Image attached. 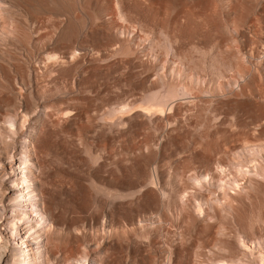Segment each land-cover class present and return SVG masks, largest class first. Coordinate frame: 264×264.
<instances>
[{"label": "bare ground", "instance_id": "bare-ground-1", "mask_svg": "<svg viewBox=\"0 0 264 264\" xmlns=\"http://www.w3.org/2000/svg\"><path fill=\"white\" fill-rule=\"evenodd\" d=\"M192 25L214 35L188 44L196 53H235L245 76L206 83L196 54L180 49ZM261 45L264 0H0V264H264V238L250 235L264 222ZM205 91L249 118L236 116L233 133L220 116L204 141L188 138L204 169L174 194L169 169L119 137L154 123L159 145L179 137L176 101ZM226 215L247 227L233 233Z\"/></svg>", "mask_w": 264, "mask_h": 264}, {"label": "rangeland", "instance_id": "rangeland-1", "mask_svg": "<svg viewBox=\"0 0 264 264\" xmlns=\"http://www.w3.org/2000/svg\"><path fill=\"white\" fill-rule=\"evenodd\" d=\"M201 25H204V24H201ZM200 25V26H201ZM193 28V29H195V27H196V29H198V30H196V33H194V31H192V29L191 30H189L190 28ZM189 26V27H187L188 29L187 30H189L187 33L191 36L189 39H182L181 41V43L182 44H185L184 46H182L180 49H181V52L182 53H185L186 54V52L188 53V52H190V54H193V53H195L196 55L194 56L196 59L198 58V62L199 63H197V64H199V65H197L198 66V68L200 69V70H198V73H199V75H200V77L202 78V79H205L206 80V83H210L211 84V86H217L218 85V83H226V80H224V79H230V77H231V73H232V76H233V73H236V72H240L241 71V69H242V66H243V62H242V59L240 60V58L238 59V55L237 54H235V53H228V54H226L225 52H222L220 55L217 53L216 55L213 53V51H212V53L213 54H211V52H208V53H206L205 51H198L197 53H196V49L195 48H192L190 45H188V44H190V43H192V41L194 42V41H197V40H200L199 38H201V36L202 35H205V38H212L214 35H213V33H210V31L208 32V31H206V30H208L206 27H203V29H202V26L201 27H199V25H197V26ZM200 29H202L201 30V32H203V33H201L200 32ZM204 29H205V31L206 32H208V33H204ZM186 30V31H187ZM190 31L191 32H193L194 34H192V35H194V36H192L191 35V33H190ZM228 31H225V34L227 33ZM201 33V34H200ZM195 34H199V37L197 38V36L195 35ZM208 34H210V35H208ZM211 34H212V36H211ZM227 35H228V37L230 36V33L228 32L227 34H226V40H228L229 38L227 37ZM260 35H261V33H260ZM211 36V37H210ZM195 37V38H194ZM204 37V36H203ZM202 37V38H203ZM193 38V39H192ZM201 38V39H202ZM228 38V39H227ZM165 38H163L162 37V35H161V37H160V40H162V41H160V42H162V43H160L159 44V42L157 43V45H160V47L158 46V47H156V49L157 48H159V49H157V50H161V52H162V50L164 51V53H167V52H165V50L166 51H168L167 49H165L166 48V42H165V40H164ZM192 39V40H191ZM195 39V40H194ZM231 39V38H230ZM230 39H229V41H230ZM186 40V41H185ZM188 40H189V43H188ZM191 40V41H190ZM163 43H165V44H163ZM187 43V44H186ZM165 45V46H164ZM188 47H187V46ZM186 46V47H185ZM190 46V47H189ZM165 47V48H164ZM185 47V48H184ZM162 48V49H161ZM192 48V49H191ZM263 48V50L262 51H264V46H260V49H262ZM191 49V51H189ZM228 49H230V51H232L231 50V48H228ZM188 50V51H187ZM183 51H185V52H183ZM193 51V52H192ZM233 52H234V50H233ZM201 53V54H200ZM189 54V53H188ZM188 54H186V55H188ZM223 54V55H222ZM229 54H230V57H229ZM235 54V55H234ZM208 55V56H207ZM212 55V57H210ZM214 55V56H213ZM222 55V56H221ZM233 55V56H232ZM262 55V54H261ZM197 56H199V57H197ZM218 56V57H217ZM221 56V57H220ZM223 56H225V57H227L226 59L223 57ZM204 57V58H203ZM203 60V62H204V60H205V62L203 63L202 62V60ZM232 58V60H230V59ZM195 59V61L197 62V60ZM212 59H215V60H212ZM219 59H221V60H219ZM225 59V60H224ZM233 59H235L236 61H234L233 62ZM211 60V61H210ZM218 61V63H217V61ZM224 60V61H223ZM258 60H260L261 61V59H257V60H255L254 62H253V65H255V64H257V63H259V61ZM220 61V62H219ZM232 61V62H231ZM214 62V63H213ZM226 62H228V63H226ZM201 63V64H200ZM210 63V64H209ZM231 63V64H230ZM232 63H234V64H232ZM236 63V64H235ZM239 63H241V64H239ZM207 64V65H206ZM214 64H218V65H214ZM220 64V65H219ZM224 64V66L223 67H221L222 65ZM231 65V66H230ZM240 65H241V67H240ZM207 66V67H206ZM213 66V67H212ZM219 66V67H218ZM201 67H202V69H201ZM215 67V68H214ZM227 67V68H226ZM234 67V68H233ZM205 68V69H204ZM237 68H239V69H237ZM204 69V70H203ZM224 69V70H223ZM233 69V70H232ZM210 70V71H209ZM217 70V71H216ZM226 70V71H225ZM229 70V71H228ZM238 70V71H237ZM223 71V72H222ZM235 71V72H234ZM202 72H203V74H202ZM207 73V74H206ZM225 73V74H224ZM241 73H243V76H245V73H244V71H241ZM240 73V74H241ZM205 74V75H204ZM221 74V75H220ZM228 74V75H227ZM204 75V76H203ZM224 75V76H223ZM215 76V77H214ZM228 76H229V78H228ZM242 76V77H243ZM111 77V78H110ZM223 77V78H222ZM242 77H240V81L242 80ZM208 78V79H207ZM221 78V79H220ZM107 79H109V85H111L112 84V82H113V79H114V77L112 76V75H110V76H108L107 77ZM215 79H216V81H215ZM111 80V81H110ZM217 82V83H216ZM263 83H264V81H262ZM262 82H259V85L262 83ZM114 84H112V86H114L115 85V82H113ZM205 83V82H204ZM262 83V85L261 86H264V84ZM213 84V85H212ZM241 84H242V81H241ZM201 86L203 87L204 85H203V82L201 83ZM258 87H260V86H258ZM264 87H261V93L262 92H264V89H263ZM52 89V90H51ZM50 89V91H49V93L53 96V97H55V94H56V89L54 88V86H53V88H51ZM245 91L244 92H248V94H249V88H247V90H246V88L244 89ZM54 91V92H53ZM205 94H206V96H208V94H209V92H207V91H205ZM204 94V95H205ZM210 95V94H209ZM262 95H264V93H262ZM186 97H181V99L182 98H184V100H181L180 98L176 101V105L178 106L179 104V107L181 108L180 109V112H179V115H178V118H181V120L180 119H178V120H180V122L178 121V134H182V136L180 137V135H179V137H173V138H171V137H165L166 139L164 140V142H163V144H161V145H159L158 143H160V141H161V139L163 138L161 135H163V131H162V133H161V130H157V131H153V128L155 129V125L157 124V123H154L152 126H149V125H146V126H144L143 128H141V129H139V132L137 131V133H134V137H132V135H131V137L130 136H126V138L124 137V136H121V137H119V139L122 141H119L118 142V144H120V142H121V145L123 146V148H124V150L125 151H127V150H130V146L132 147V150H135V151H139L140 152V150L142 149L144 152H142V153H145V154H147L149 151V154L152 156V157H150L152 160H153V162H154V164H153V167H155L154 165H156L157 166V168H166L168 171H169V173H170V176H172V174H173V176H172V179H171V177H170V182L172 181V183H170V185H172L173 186V188H172V186H170L171 187V189H172V192H174V194H176L177 193V191L179 190V188H180V190H182L183 188H186L187 186H189L190 184H188L189 183V180H188V178H189V176H190V174L191 175H193L194 174V172H199L200 170H202V169H204V164L202 163V159H201V156H199V153L201 152V150L199 149V148H195L196 146H190L189 144H191V140H192V138H193V140H201V139H206L207 137V135L209 134V132L210 131H212V127L211 126H216L217 124L216 123H219V122H216L217 120H215L216 118H218V117H223V118H221L220 117V119H222V120H220V122H223V120L225 121L224 122V124L225 125H228V123L229 124H231L230 126H229V128L230 127H232V128H230L231 129V131L233 132H235V133H238V132H236L235 130H238V129H236L235 128V122H236V118L238 117V115L240 114H243V115H241V116H239L238 118H245V117H247V115L246 114H244V113H242V112H240L239 113V111H238V113L237 112H231V111H229L228 109H226V107L225 106H221V108L219 109V105H217L218 106V108H215V106H216V103L215 102H212V99H209L210 97L208 96V97H206V96H203L202 98H198V99H194V97H191V96H188V95H185ZM208 99V101H207V99ZM188 99V100H187ZM191 99L192 100H194V101H192L191 102ZM202 102H201V101ZM204 100V101H203ZM180 101H183V102H180ZM198 101V102H197ZM179 104H178V103ZM186 103V104H185ZM188 103V104H187ZM190 103V104H189ZM198 103V104H197ZM203 103V104H202ZM205 103V104H204ZM209 103V104H208ZM215 103V104H214ZM193 104V107L191 106ZM196 104V105H195ZM213 104V105H212ZM199 105V106H198ZM207 105H209V107L207 106ZM215 105V106H214ZM212 106V107H211ZM216 106V107H217ZM207 107V108H206ZM195 108V109H194ZM198 108V109H197ZM203 108V109H202ZM137 109H140V108H137ZM187 109V110H186ZM193 109V110H192ZM201 109V110H200ZM209 109H210V111H209ZM216 109H218L217 111H216ZM224 109H225V111H224ZM134 111H135V109H134ZM134 111H132V112H134ZM182 111V112H181ZM187 111V112H186ZM194 111V112H193ZM219 111V112H218ZM149 113H155V114H157V115H166V114H168L169 112H170V110L167 108V107H165V108H155V109H150L149 111H148ZM193 112V113H192ZM218 112V113H217ZM222 112H224V113H222ZM186 113V114H185ZM190 113H192V114H190ZM197 113V114H196ZM199 113V114H198ZM207 113V114H206ZM215 113H217V114H215ZM220 113V114H219ZM193 114H196L195 116L197 117V118H195V116L193 115ZM203 114V115H202ZM224 114V115H223ZM235 114H237V115H235ZM203 117H201V116ZM208 115V116H207ZM211 115V116H210ZM223 115V116H222ZM184 116L186 117V118H184ZM191 116H192V118H191ZM232 116H234L235 118L233 119V117ZM237 116V117H236ZM244 116V117H243ZM201 117V118H200ZM205 117V118H204ZM209 117V118H208ZM215 117V118H214ZM228 117V118H227ZM191 118V119H190ZM208 118V119H207ZM211 118V119H210ZM249 117H247L246 119H248ZM200 119V120H199ZM203 119H205V120H203ZM208 121H207V120ZM236 119V120H235ZM197 120V121H196ZM218 120H219V118H218ZM235 120V121H234ZM213 121H215V125H213L214 124V122ZM231 121V122H230ZM192 122H194V123H192ZM196 122V123H195ZM209 123V124H207V123ZM185 123H187V124H185ZM191 124V125H190ZM193 124V125H192ZM197 126H196V125ZM206 124V125H205ZM234 124V125H233ZM211 125V126H210ZM233 125V126H232ZM184 126H185V128H184ZM207 126V127H206ZM189 128H190V131H189ZM204 128H208V129H204ZM214 128V127H213ZM234 128V129H233ZM144 129V130H143ZM186 129V130H185ZM192 129V130H191ZM202 129H204L203 131H202ZM156 130V129H155ZM185 130V131H184ZM197 130V131H196ZM199 130V131H198ZM151 132H152V134H151ZM156 134H155V133ZM196 132H199V133H196ZM233 132V133H234ZM160 133V134H159ZM203 133V134H202ZM206 135H205V134ZM177 134V135H178ZM196 134V135H195ZM150 135H152V136H150ZM154 135V136H153ZM157 137H156V136ZM185 135V136H184ZM92 137H90V139H94L95 140V145H97L98 147H99V144H98V136H95L96 137V139H95V137L93 138V134L91 135ZM137 136V137H136ZM143 138H142V137ZM160 138H159V137ZM189 136V137H188ZM250 136H253L252 134L250 135ZM147 137V138H146ZM149 137V138H148ZM196 137V138H195ZM202 137H204V138H202ZM131 138V139H130ZM138 138V139H137ZM150 138H151V140H150ZM154 138V139H153ZM159 140H158V139ZM174 138H175V141H174ZM181 138H183V139H181ZM191 139V140H189V139ZM198 138V139H197ZM89 138H88V140L92 143V140H90ZM125 139V140H124ZM133 139V140H132ZM147 139V140H146ZM169 140V142H168V140ZM177 139V140H176ZM144 140V141H143ZM148 140H150L149 142H151V147H150V145H145V141H148ZM184 140V141H183ZM204 140H201V141H204ZM88 141V142H89ZM127 141H129V142H127ZM174 141V142H173ZM178 141V142H177ZM182 141V142H181ZM188 141H189V143H188ZM191 141V142H190ZM220 141H222V140H220ZM89 142V143H90ZM135 142H136V144H135ZM181 142V143H180ZM91 143L89 144V145H91ZM123 143L127 146L126 148H125V145H123ZM169 143V144H168ZM171 143H172V145H171ZM174 143V144H173ZM178 143V144H177ZM188 143V144H187ZM200 143V142H199ZM132 144V145H131ZM138 144H139V146H138ZM198 144V143H197ZM197 144H195V145H197ZM201 144V143H200ZM88 145V147H90L89 149H91V147H93L94 146V149L95 150H93V152H100L101 150H97L96 148V146L95 145H93V143H92V146H89ZM133 145H134V147H133ZM174 145L176 146L175 148L176 149H174ZM180 145H182L183 147H184V149L183 148H181L182 146H180ZM186 145V146H185ZM122 146H120V147H122ZM142 146V147H141ZM157 146L159 147L158 149H157ZM165 146V147H164ZM198 146V145H197ZM111 147V146H110ZM110 147H107L108 149H106V151L108 150H111L112 148H110ZM146 147V148H145ZM149 147V148H148ZM154 147H156V149L154 148ZM168 147V148H167ZM171 147V148H170ZM173 147V148H172ZM179 147V148H178ZM190 147V148H189ZM191 147H194L195 149H197V150H194V148L192 149ZM199 147V146H198ZM93 149V148H92ZM92 149H91V151H92ZM99 149V148H98ZM140 149V150H139ZM149 149V150H148ZM177 149H179V150H181V153H177L178 152V150ZM188 149H190V150H188ZM97 150V151H96ZM151 150H152V152H151ZM157 152H156V151ZM159 150V151H158ZM166 150H168V151H166ZM187 150H188V152H187ZM199 150H200V152H199ZM183 151V152H182ZM198 151V152H197ZM102 152V151H101ZM147 152V153H146ZM156 152V153H155ZM162 152H163V154H162ZM175 152V153H174ZM193 154H192V153ZM86 153V155L88 156V152H83V154H85ZM141 153V152H140ZM168 153V154H167ZM187 153V154H186ZM198 153V154H197ZM149 154H147V155H149ZM155 156H154V155ZM160 154V155H159ZM176 154H178V156H176ZM185 154V155H184ZM189 154V155H188ZM86 155H84L85 157H87ZM149 155V156H150ZM182 155V156H181ZM184 155V156H183ZM188 155V156H187ZM160 156H162V157H160ZM164 156V157H163ZM192 156H194V157H192ZM217 156V155H216ZM216 156H214V157H216ZM176 157V158H175ZM180 157V158H179ZM188 157H189V159H188ZM248 157V156H247ZM160 158V159H159ZM185 158L188 160H185ZM249 158V157H248ZM184 159V160H183ZM251 159H253V158H251ZM173 160V161H172ZM182 160V161H181ZM194 160H195V163H194ZM249 160H250V158H249ZM170 163H169V162ZM181 161V162H180ZM198 161V162H197ZM162 162V163H161ZM166 162V163H165ZM201 162V163H200ZM164 163V164H163ZM187 163V164H186ZM159 164V165H158ZM168 164H169V166H168ZM170 164H171V166H170ZM184 164V165H183ZM189 164H191V165H189ZM200 164V165H199ZM202 164H203V166H202ZM162 165V166H161ZM166 165V166H165ZM192 165H194L193 167H192ZM181 166V167H180ZM196 166H198V167H196ZM201 166V167H200ZM171 167V168H170ZM177 167V168H176ZM192 167V168H191ZM194 168V169H193ZM198 168V169H197ZM171 169V170H170ZM183 170V171H182ZM189 170V171H188ZM191 170H192V172H191ZM172 171H174V172H172ZM194 171V172H193ZM177 173V174H176ZM179 173V174H178ZM193 173V174H192ZM186 174V175H185ZM180 177H179V176ZM189 175V176H188ZM175 177L177 178V179H175ZM179 178V179H178ZM177 180V181H176ZM184 180H186L185 181V183H184ZM176 182V183H175ZM178 182V183H177ZM184 183V184H183ZM183 184V185H182ZM188 184V185H187ZM184 185H185V187H184ZM176 186V187H175ZM178 188V189H177ZM182 188V189H181ZM176 189H177V191H176ZM252 190H254V188L252 187ZM176 191V192H175ZM253 193H254V191H253ZM246 204H248L249 205V203H246ZM245 204V208H243V207H241L242 209H244V210H248L249 208H250V205H249V207H248V205H246ZM223 211V210H222ZM226 217H228V219H226V224L224 223V225H228V228L229 229H233V233H235V229H239V228H241V224H242V226L244 225V227H247V222H248V220L246 221V220H240L238 223L236 222V220H233V218H231V217H229V215H226ZM177 218V217H176ZM228 220V221H227ZM234 222H233V221ZM176 223H175V227H174V230H178V232L180 231V227L178 228V226L179 225H183L184 223L182 222H180L179 220H177L176 219ZM243 221H244V223H243ZM178 222H180L181 224H177ZM232 222V223H231ZM240 222H242V223H240ZM256 222V221H255ZM260 222V221H259ZM259 222H257V223H255V225H254V231L253 232H251L250 231V235H252V234H254L255 235V233H256V235L258 236V238L259 239H262V238H264V222L263 221H261L260 223ZM263 222V223H262ZM231 223V224H230ZM246 223V224H245ZM259 223V224H258ZM238 225L237 227H236V225ZM178 225V226H177ZM232 225H233V227H235V229L232 227ZM258 225V226H257ZM259 225H261V227L259 226ZM177 227V228H176ZM183 227V228H182ZM181 227V229H183V230H186V226L185 225H183ZM185 227V228H184ZM227 226H225V228H226ZM176 228V229H175ZM227 228V229H228ZM261 228V229H260ZM223 229H224V226H223ZM223 229H222V232H223ZM176 230V231H177ZM224 232H226V234L225 235H228V234H230V232H231V234H232V231H230L229 233H227L228 231H224ZM256 235H255V237H256ZM260 235H261V237H260ZM231 236V235H230ZM229 235H228V237L227 236H225L226 238H224V239H226V241L229 243V242H231L232 241V236L230 237ZM178 237V236H177ZM231 239V240H230ZM161 241H165L164 240V238L162 237L161 238ZM179 241H180V239L178 240V238H176L175 239V243L177 244H175L176 246H181V242L179 243ZM179 244V245H178ZM183 250V249H182ZM181 250V251H182Z\"/></svg>", "mask_w": 264, "mask_h": 264}]
</instances>
